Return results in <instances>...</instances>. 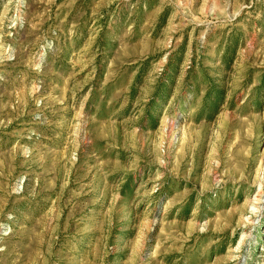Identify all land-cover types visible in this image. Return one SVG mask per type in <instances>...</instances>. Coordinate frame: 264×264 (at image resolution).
I'll return each instance as SVG.
<instances>
[{"label": "rangeland", "instance_id": "374dc122", "mask_svg": "<svg viewBox=\"0 0 264 264\" xmlns=\"http://www.w3.org/2000/svg\"><path fill=\"white\" fill-rule=\"evenodd\" d=\"M0 264H264V0H0Z\"/></svg>", "mask_w": 264, "mask_h": 264}]
</instances>
